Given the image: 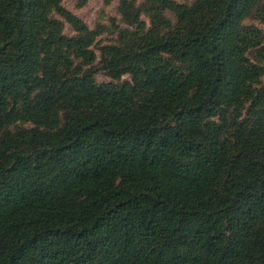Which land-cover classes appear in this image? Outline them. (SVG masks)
Listing matches in <instances>:
<instances>
[{
    "label": "trees",
    "instance_id": "1",
    "mask_svg": "<svg viewBox=\"0 0 264 264\" xmlns=\"http://www.w3.org/2000/svg\"><path fill=\"white\" fill-rule=\"evenodd\" d=\"M65 1L0 0V264H264V0Z\"/></svg>",
    "mask_w": 264,
    "mask_h": 264
},
{
    "label": "rangeland",
    "instance_id": "2",
    "mask_svg": "<svg viewBox=\"0 0 264 264\" xmlns=\"http://www.w3.org/2000/svg\"><path fill=\"white\" fill-rule=\"evenodd\" d=\"M180 2H193L194 0H179ZM64 6L75 13L78 17L84 20L91 28L95 27L98 14L103 9L104 0H66ZM118 0L108 8L107 13L112 16H117ZM263 30L264 25L257 23ZM66 33L73 34V31L69 25L66 26ZM98 79L103 81H109L103 73L98 76Z\"/></svg>",
    "mask_w": 264,
    "mask_h": 264
}]
</instances>
